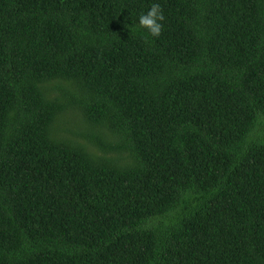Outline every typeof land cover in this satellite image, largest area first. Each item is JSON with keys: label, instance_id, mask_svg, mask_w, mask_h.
I'll return each mask as SVG.
<instances>
[{"label": "trees", "instance_id": "trees-1", "mask_svg": "<svg viewBox=\"0 0 264 264\" xmlns=\"http://www.w3.org/2000/svg\"><path fill=\"white\" fill-rule=\"evenodd\" d=\"M0 264H264V0H0Z\"/></svg>", "mask_w": 264, "mask_h": 264}, {"label": "clouds", "instance_id": "clouds-1", "mask_svg": "<svg viewBox=\"0 0 264 264\" xmlns=\"http://www.w3.org/2000/svg\"><path fill=\"white\" fill-rule=\"evenodd\" d=\"M163 20L164 15L160 4L153 3L146 13L140 15L139 25L147 30L151 36L158 37L162 32Z\"/></svg>", "mask_w": 264, "mask_h": 264}]
</instances>
